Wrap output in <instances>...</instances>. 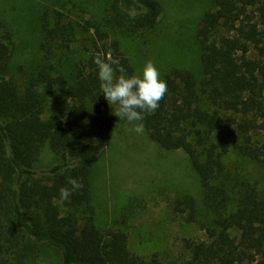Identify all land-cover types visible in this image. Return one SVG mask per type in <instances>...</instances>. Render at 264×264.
<instances>
[{
  "label": "trees",
  "instance_id": "obj_1",
  "mask_svg": "<svg viewBox=\"0 0 264 264\" xmlns=\"http://www.w3.org/2000/svg\"><path fill=\"white\" fill-rule=\"evenodd\" d=\"M163 2L115 0L92 50L69 73L51 60L70 49L74 29L44 13V62L24 83L11 71L13 34L0 22V264H38L45 251L61 264H162L157 256L145 261L132 253L125 231L96 226L90 179L111 142V124H127L100 92L94 59L110 55L134 75L110 34L133 39L154 30ZM210 4L196 34L198 69H172L163 78L167 94L143 124L151 142L187 155L200 182L201 206L189 195L173 204L205 236L186 241L182 264H264V193L225 165L235 153L264 171V0ZM44 145L58 163L37 169ZM69 178L83 188L62 206L54 203L61 187L71 188Z\"/></svg>",
  "mask_w": 264,
  "mask_h": 264
},
{
  "label": "rangeland",
  "instance_id": "obj_2",
  "mask_svg": "<svg viewBox=\"0 0 264 264\" xmlns=\"http://www.w3.org/2000/svg\"><path fill=\"white\" fill-rule=\"evenodd\" d=\"M115 0H1L0 22L12 32L14 56L11 71L24 83L26 75L43 65L40 20L48 13L74 29L70 49L59 51L51 60L63 73H69L80 58L92 50L97 29L113 9ZM210 0H164L157 27L135 38L115 36L135 74L146 62L158 69L160 79L174 68L196 71L200 49L197 29ZM58 44V42H57ZM22 66L23 74L17 68ZM112 139L104 154L92 165L91 207L96 226L102 230L120 229L127 233L132 253L145 261L157 256L162 264H182L189 257L186 241H203L197 224L185 222L173 204L189 195L202 205V190L183 151H165L147 134L129 131L132 125L111 124ZM58 163V157L44 145L37 169ZM229 171L258 184L264 193V171L258 165L230 153L225 159ZM38 264H61L53 251H45Z\"/></svg>",
  "mask_w": 264,
  "mask_h": 264
},
{
  "label": "clouds",
  "instance_id": "obj_3",
  "mask_svg": "<svg viewBox=\"0 0 264 264\" xmlns=\"http://www.w3.org/2000/svg\"><path fill=\"white\" fill-rule=\"evenodd\" d=\"M94 63L97 68L99 88L109 106L115 105L112 114L118 120L132 125L129 131L143 134V120L153 115L160 106V101L168 92L167 83L160 79L158 69L151 61L146 62L140 74L128 76L120 61L110 55L107 58L96 56ZM119 73V74H117ZM71 186L59 189L58 199L54 203L61 206L69 199L73 191L83 188L77 179L69 178Z\"/></svg>",
  "mask_w": 264,
  "mask_h": 264
}]
</instances>
